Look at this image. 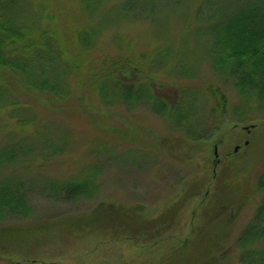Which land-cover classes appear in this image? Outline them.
<instances>
[{"label": "trees", "instance_id": "1", "mask_svg": "<svg viewBox=\"0 0 264 264\" xmlns=\"http://www.w3.org/2000/svg\"><path fill=\"white\" fill-rule=\"evenodd\" d=\"M189 1L118 3L114 14L122 19L149 21L156 29L152 34L156 42L138 48L134 45L137 41H126L131 47L114 52L107 40L122 43L124 36H102V29L116 20L103 10L105 0H77L85 10V22L79 26L74 25L75 10L55 0H0V114L5 117L0 125L15 130L34 127L32 136L24 138L6 133L11 140L0 145V169L21 156L38 152L45 166L55 161L78 165L85 152L82 148L99 139L98 132L92 131L100 124L95 114L87 115L89 121L64 116L68 108L83 107L76 97L78 92L87 100L83 112L93 109L106 118L117 112L128 120V129L118 125L115 130L121 139L132 135L138 140V149L130 146L129 154H140V147L152 151L153 141L146 134L148 124L145 116L140 117L144 109L177 130L178 141L188 156L213 135L220 140L226 135L227 140L230 129L244 122L239 117L244 107L264 103V0H195L191 6ZM87 59L93 63L85 64ZM201 62H207L240 99L233 106L237 117L228 113L229 96L221 84L177 82L166 77L165 71L181 77L195 75ZM173 82L176 93L167 96L165 90ZM203 101L211 118L206 126L197 117ZM63 116L65 122L75 125L71 132L64 130L53 138L44 136L46 128L55 124L54 119ZM260 127L254 125L251 132H259ZM104 129L108 133L111 128L107 125ZM162 132L158 131L157 139ZM84 136L81 146L79 140ZM244 136L250 144L251 133ZM103 141L97 142L98 148L107 145L108 141ZM37 144L40 147L35 150ZM43 147H49V151H40ZM226 150L215 170L212 161L211 180L209 170L203 176L194 174L180 185V199L153 207L141 200L113 197L114 193L94 198L101 169L96 162L78 165L71 179L52 181L59 182L52 188L63 200L96 202L87 209L40 216L25 225H0V257L8 260L4 264H63L64 259L68 263L72 260V264H264V157L255 178L260 199L251 220L227 246L222 236L227 220V229L232 228L233 197H239L241 204L249 177H239L241 181L234 185L228 174H221L222 166H232L238 158V152ZM203 189H207L204 202L201 199L186 224L176 225L174 230L175 218L184 211L178 207L187 195L195 196ZM30 204L20 177L0 173V220L27 216ZM58 239L64 243L56 242ZM44 247H54L58 253L47 256Z\"/></svg>", "mask_w": 264, "mask_h": 264}, {"label": "rangeland", "instance_id": "2", "mask_svg": "<svg viewBox=\"0 0 264 264\" xmlns=\"http://www.w3.org/2000/svg\"><path fill=\"white\" fill-rule=\"evenodd\" d=\"M121 1L123 0H105L104 3L105 8L103 10H105L107 15H112V17L116 20H113L112 23H109L105 28L102 29V36H112L113 39L115 38L114 35L117 33L124 36V41L122 43L116 40L112 42H108L107 40L109 48L114 49V52H124V49L127 50L129 47H131V44H126V41H131L133 44L137 41V44L134 45H137L138 48L145 47L148 44H155L156 39L153 38L152 34L155 33L156 29L152 24L149 23V21L142 19H122L114 14L118 3ZM55 2H60V5L64 8L70 5L69 8H73L75 10V14H77V17H74V15L71 16L72 18L74 17L73 19H75L74 21L76 23L74 25H83L85 22L83 19L85 16V10L82 9L81 5L78 6L77 0H55ZM194 2L196 3L195 0H190L187 4L191 6ZM78 7H80V11L77 10ZM73 9H71V12H73ZM111 9H113V12L110 11ZM67 13L69 12L67 11ZM78 16L81 17L79 18ZM132 50L135 51L133 47ZM88 62L93 63V61H90V59H87L84 63L86 64ZM125 72L131 75V72L129 71ZM165 73L168 80L170 79L177 82L196 83L197 81L201 80L203 82L207 81L221 84V86L226 89L229 96L228 113L231 116H236L233 112V106L238 105L240 103V99L234 90L228 88L227 83L219 80V77L213 73L207 62H201L196 66L195 75L190 74L181 77L177 72L174 73L173 71H165ZM189 73L190 72H187L185 74ZM68 78L73 77L68 76ZM176 88L175 82H173L171 85H168L167 89L165 90L166 95L172 96L174 93H176ZM76 97L82 100L81 102L83 103V107L84 104H87L86 98L81 95L80 92L77 93ZM83 107L80 109L73 108L72 110H69L68 108L63 114L69 119L84 118L86 121H89L88 116H93L95 114V120L100 121V124L98 125L99 128H93L97 131H92V133L98 132L99 139H92L89 143L90 145H85L82 148L81 151L85 149V152L82 159L78 162V165L80 166L85 165L87 162H96L101 169L100 174L98 175L99 188H97V195L94 198L103 195L107 196L108 194L106 193H112V195L114 193L113 197L122 196L121 198L124 197L125 199H129L131 201L141 200L151 207L159 203H169L172 200L181 198L178 194L180 185L187 183L192 175L200 174L203 176L209 170L210 173L208 180H211L210 178L213 176L211 169L212 161L214 162L213 164H215L213 168V170H215L218 167L217 165L222 160L223 154L227 151L226 149L232 148L234 150V147L238 146L236 150V152H238V158L234 165H229L228 167L227 164H225V167H221V169L223 168L221 174H228L234 185L239 184V181H241L239 177H249L247 180V193L241 204H239V197L236 195L235 197L232 196L233 200L236 199L233 202V208L231 209L230 216L232 218L230 227L232 228L230 231L227 229L229 226V221L227 220L225 234L223 233L222 236L223 240H226L227 246L231 240L233 241V238L235 237V234L238 232V230L251 220L254 208L260 199V192L255 187V178L258 172L261 170L263 162L262 160L264 157V128H262L264 123V103L263 105L244 107L243 113L239 116L240 118L244 119V122L233 127L232 130L230 129L231 132L229 133L231 134H228L227 140L224 139L226 135L223 136V140L216 139V135H213L211 139L208 138L202 141L201 148L199 150L193 148V150L195 149V152L192 150L193 153L191 152L190 156H188V152L184 145L178 141V133L176 132L177 130L171 129V127L168 128V123L165 120L152 114V112L146 109L142 110L144 112L140 114V117L143 118L145 116V123L148 124L146 125V134L149 135L147 138L153 141L150 146L152 151L148 152L147 149L140 147L141 153L134 155L132 152L129 154L127 150L130 148V146H132V150L138 149V146L135 145L136 141L138 140L132 135L129 137L126 136L125 139H121L122 137H120L119 133L115 130V127L118 125L122 128L128 129L129 123L127 119L117 114V112L112 113L107 118L105 115H102L100 112H97L93 109H90L88 113H85L83 112ZM207 109L208 106L205 101H203L198 108L197 117L201 124L204 123V126L211 122V118ZM64 116L61 118H55V124L46 128L44 136L53 138L54 134H61L64 132V130H69L71 132V128L75 125L65 122ZM141 118L140 120L142 122ZM0 119L5 120L3 114H0ZM59 121L64 123H56ZM58 124H60V126ZM256 124L261 125L259 132H256L255 129L251 132V128ZM2 125L3 124L0 125V145H3L4 143L11 140L9 138L10 135L6 134L9 131L14 133L13 135L23 138L30 135L32 136L34 133V127L28 128L26 130H15L12 128H3ZM107 125L108 128H111L108 129V133L104 129L107 128ZM221 126L223 127L224 125ZM160 130H163L162 135H159L162 137L157 139L156 134H159L158 131ZM250 133L251 141L249 144L248 137H245L244 135L249 136ZM82 134L85 133L82 131ZM85 137L87 136H84L79 140L81 146L83 144L82 140ZM127 138H130V140H127ZM104 139L107 140L103 141ZM228 140H231L230 143H223ZM101 141H103V143L108 141V143L107 145L98 148L97 142L101 143ZM242 146H246V148H241ZM39 147L40 144H37L34 146V149L37 150ZM39 150L48 152L49 147H43ZM38 153L32 155L31 157L21 156L13 163L4 164L1 166L0 173L2 176H10V174H12L20 177V180L24 184L28 200L31 203V211L23 218H9L0 220V225H25L39 218L40 216H52L71 209H87L92 203L96 202V200L86 201L82 199L76 202L63 200L60 194L56 193L52 188L54 187L55 183L59 182L52 181L71 179L74 173H76L78 165H62L64 163L63 161H55L52 164L45 166L42 165L43 163L40 156H38ZM72 153L73 150L70 149V154ZM76 159H78V157H76ZM68 161L69 160L66 162ZM226 168H228V171H224ZM183 192L185 191L183 190ZM205 194H207V189L201 190V193L195 196H186L181 205L178 207V209L184 211H181L180 215L175 218V223L173 225L174 230L176 225L179 226V224H181L184 226L186 224L189 213L193 207L196 206V204L200 202L201 199L204 202ZM169 198L171 199L167 201ZM235 212L237 213L234 215ZM178 214L179 211L177 215ZM177 218L179 221H177ZM56 242L64 243L60 239L56 240ZM217 244L218 243H216V245ZM53 251L57 252L54 247L43 248V252H45V255L47 256L53 254ZM15 258L16 257L12 256V260H15ZM7 261V259L0 257V264H4ZM62 261L66 262L63 264L68 263V260L64 259ZM72 262L73 261L70 260V263L68 264H72ZM20 264L27 263L21 262ZM28 264L35 263L29 262Z\"/></svg>", "mask_w": 264, "mask_h": 264}, {"label": "flooded vegetation", "instance_id": "3", "mask_svg": "<svg viewBox=\"0 0 264 264\" xmlns=\"http://www.w3.org/2000/svg\"><path fill=\"white\" fill-rule=\"evenodd\" d=\"M245 143H246V141H245ZM237 148H238V146H237V147L235 146V147H234V150L236 151V150H237Z\"/></svg>", "mask_w": 264, "mask_h": 264}]
</instances>
